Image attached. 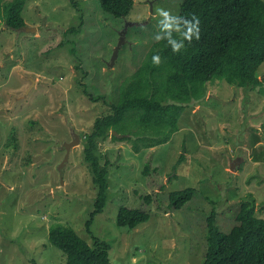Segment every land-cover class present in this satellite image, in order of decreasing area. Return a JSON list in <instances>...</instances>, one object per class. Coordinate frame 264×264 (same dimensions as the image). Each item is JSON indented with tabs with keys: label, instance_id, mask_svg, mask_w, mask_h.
<instances>
[{
	"label": "rangeland",
	"instance_id": "1",
	"mask_svg": "<svg viewBox=\"0 0 264 264\" xmlns=\"http://www.w3.org/2000/svg\"><path fill=\"white\" fill-rule=\"evenodd\" d=\"M133 1L129 15L116 18L101 9L100 0H83L82 14L68 0H27L22 16L35 32L1 22L0 264H65L63 252L48 240L56 224L71 226L90 245L93 237L109 244L111 264H203L205 216L213 205L225 233L250 196L256 216L264 219V93L216 78L205 98L183 111L166 143L149 147L148 140L121 133L99 143L101 164L109 161L107 203L92 235L86 232L96 190L83 139L96 119L112 114L121 87L151 47L176 30L183 2ZM256 12L264 14V8ZM81 22L79 33L62 46L65 32ZM126 26L125 43L110 68ZM249 73L264 80V63ZM85 90L106 102H93ZM13 131L17 148L7 145ZM75 135L80 142L66 153ZM188 188L200 191L172 210L169 195ZM122 207L150 218L134 230L120 228Z\"/></svg>",
	"mask_w": 264,
	"mask_h": 264
},
{
	"label": "trees",
	"instance_id": "2",
	"mask_svg": "<svg viewBox=\"0 0 264 264\" xmlns=\"http://www.w3.org/2000/svg\"><path fill=\"white\" fill-rule=\"evenodd\" d=\"M68 1L82 14L83 0ZM26 2L0 0V25L4 22L14 30L24 27ZM133 5V0H100L101 9L116 18L127 17ZM260 7L264 8L262 0H183L174 20L176 30L165 32L151 47L143 64L121 87L119 103L111 105L112 114L96 119L83 139L84 163L96 190L94 211L85 224L88 234L92 235L95 217L107 203L109 161L101 164V141L110 135L117 140L113 135L116 132L148 140L149 147L166 143L178 130L183 111L193 101L205 98L208 84L216 78L231 86L260 88L259 92L264 93V80L249 73L251 66L264 63V22L257 17L264 14L256 12ZM82 26L81 22L78 28L66 31L65 39L78 34ZM66 43L69 40L62 46ZM84 92L93 102H106L104 95L93 97ZM130 119L136 120L132 127L128 125ZM130 129L133 131L126 134ZM17 144V133L13 131L7 145L17 148ZM199 191L188 188L171 193L170 208L181 210ZM145 200L149 203L150 197ZM149 218L147 212L122 207L117 225L134 230ZM205 220L207 251L203 264H264V219L256 216L251 196L241 203L230 232L222 231L214 205ZM92 239L93 244H88L67 224L51 227L48 236L49 243L63 252L65 264H111V246L96 237Z\"/></svg>",
	"mask_w": 264,
	"mask_h": 264
},
{
	"label": "water",
	"instance_id": "3",
	"mask_svg": "<svg viewBox=\"0 0 264 264\" xmlns=\"http://www.w3.org/2000/svg\"><path fill=\"white\" fill-rule=\"evenodd\" d=\"M18 31H22V32H26V33H32V32H35V29H30V28L22 27V28H20ZM126 31H127V26H126L125 30L120 34V43H119L118 47L115 49V51H114V55H113V58H112L111 62L109 63V67H110V68H111L112 66H114V64H115V60L117 59V56H118L119 49H120L121 46L124 45V43H125V34H126ZM113 134L115 135L116 132H114ZM74 140H76V141H72L71 143H68V144H67V148L64 147V148L66 149V153H67V152H70V148H71L72 146H74V145H76V144H79V142H80L79 136H78V135H75ZM68 157H69V156L67 155L65 161H67ZM65 161H64V162H65ZM63 164H64V163H63ZM62 167H63V166H62ZM232 168H233V167H232ZM233 169H234V168H233Z\"/></svg>",
	"mask_w": 264,
	"mask_h": 264
},
{
	"label": "bare ground",
	"instance_id": "4",
	"mask_svg": "<svg viewBox=\"0 0 264 264\" xmlns=\"http://www.w3.org/2000/svg\"><path fill=\"white\" fill-rule=\"evenodd\" d=\"M24 27H25V26H24ZM18 30H19V29H18ZM18 30H17V31H18Z\"/></svg>",
	"mask_w": 264,
	"mask_h": 264
}]
</instances>
